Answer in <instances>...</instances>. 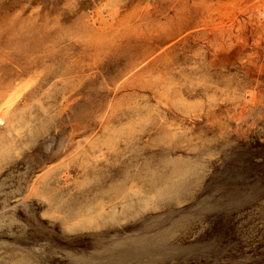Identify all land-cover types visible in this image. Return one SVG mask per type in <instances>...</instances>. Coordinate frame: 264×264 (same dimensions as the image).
<instances>
[{"label":"rangeland","instance_id":"rangeland-1","mask_svg":"<svg viewBox=\"0 0 264 264\" xmlns=\"http://www.w3.org/2000/svg\"><path fill=\"white\" fill-rule=\"evenodd\" d=\"M0 91V264H264V0H0Z\"/></svg>","mask_w":264,"mask_h":264},{"label":"bare ground","instance_id":"bare-ground-1","mask_svg":"<svg viewBox=\"0 0 264 264\" xmlns=\"http://www.w3.org/2000/svg\"><path fill=\"white\" fill-rule=\"evenodd\" d=\"M1 93H0V102H1V100H3V97L2 96H4L5 95V92L4 91H0ZM8 92V91H7ZM7 92H6V94H7ZM2 107V105H0V108ZM0 115L2 116V121L0 120V122H3L4 120H8V121H10V119L3 113V112H1L0 113ZM0 125H1V123H0ZM132 203V201H128V204H131ZM127 204V205H128Z\"/></svg>","mask_w":264,"mask_h":264}]
</instances>
